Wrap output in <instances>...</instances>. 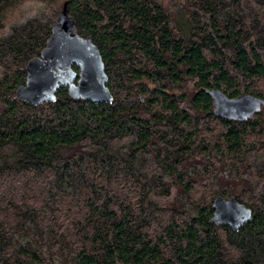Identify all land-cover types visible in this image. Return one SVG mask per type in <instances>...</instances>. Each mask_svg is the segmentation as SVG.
Instances as JSON below:
<instances>
[{
	"label": "trees",
	"instance_id": "trees-1",
	"mask_svg": "<svg viewBox=\"0 0 264 264\" xmlns=\"http://www.w3.org/2000/svg\"><path fill=\"white\" fill-rule=\"evenodd\" d=\"M64 3L109 103L16 96ZM213 88L264 100V0H0V264H264V109L221 119Z\"/></svg>",
	"mask_w": 264,
	"mask_h": 264
},
{
	"label": "water",
	"instance_id": "water-1",
	"mask_svg": "<svg viewBox=\"0 0 264 264\" xmlns=\"http://www.w3.org/2000/svg\"><path fill=\"white\" fill-rule=\"evenodd\" d=\"M78 68V73L72 69ZM26 79L15 93L20 101L34 106L53 102L59 87H66L70 98L91 101L94 104L112 100L105 86L107 76L100 52L91 37L76 33L74 20L67 14L64 3L51 26V34L40 55L30 59L24 68ZM212 99L213 114L228 121H245L264 109V100L240 95L228 98L218 89L205 91ZM210 222L229 226L237 231L251 219V210L233 197L217 196L211 205Z\"/></svg>",
	"mask_w": 264,
	"mask_h": 264
},
{
	"label": "rangeland",
	"instance_id": "rangeland-1",
	"mask_svg": "<svg viewBox=\"0 0 264 264\" xmlns=\"http://www.w3.org/2000/svg\"><path fill=\"white\" fill-rule=\"evenodd\" d=\"M30 9V7H28L27 5H23L21 6L18 10L15 11L14 13V17H19L22 15H25V13Z\"/></svg>",
	"mask_w": 264,
	"mask_h": 264
}]
</instances>
